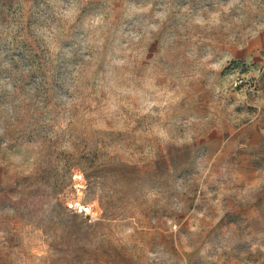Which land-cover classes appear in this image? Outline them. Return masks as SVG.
<instances>
[{"label": "rangeland", "instance_id": "rangeland-1", "mask_svg": "<svg viewBox=\"0 0 264 264\" xmlns=\"http://www.w3.org/2000/svg\"><path fill=\"white\" fill-rule=\"evenodd\" d=\"M0 264H264V0H0Z\"/></svg>", "mask_w": 264, "mask_h": 264}, {"label": "built area", "instance_id": "built-area-1", "mask_svg": "<svg viewBox=\"0 0 264 264\" xmlns=\"http://www.w3.org/2000/svg\"><path fill=\"white\" fill-rule=\"evenodd\" d=\"M236 82L243 84L244 81L239 80ZM76 177L79 178V180H82L83 175L81 173H77ZM69 207L84 215L89 221H94L97 218V211L94 210L92 204L90 203L70 202Z\"/></svg>", "mask_w": 264, "mask_h": 264}]
</instances>
